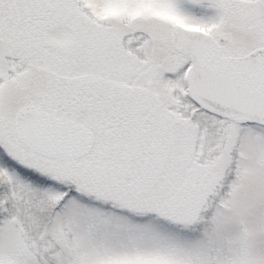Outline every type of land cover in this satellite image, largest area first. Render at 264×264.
Instances as JSON below:
<instances>
[{"label": "snow or ice", "instance_id": "6c2138e0", "mask_svg": "<svg viewBox=\"0 0 264 264\" xmlns=\"http://www.w3.org/2000/svg\"><path fill=\"white\" fill-rule=\"evenodd\" d=\"M0 264H264V0H0Z\"/></svg>", "mask_w": 264, "mask_h": 264}]
</instances>
